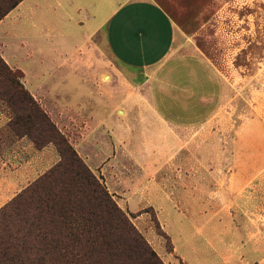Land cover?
I'll return each mask as SVG.
<instances>
[{
    "label": "rangeland",
    "instance_id": "1",
    "mask_svg": "<svg viewBox=\"0 0 264 264\" xmlns=\"http://www.w3.org/2000/svg\"><path fill=\"white\" fill-rule=\"evenodd\" d=\"M155 1L168 14L181 35L180 44L177 45L174 55L176 57L165 66L170 78L166 77L165 83L159 85V90L155 91V94L161 95V106L164 103L169 111L197 112L202 109L203 102L196 103V93L205 97L207 104L211 102L208 105L217 106V114L215 113L212 121L206 124L199 134L195 131L194 134L188 132L177 135L182 143L190 144L187 148L177 149L180 142L177 139V142L173 140L169 157L192 161L196 158L202 159L205 162V170L215 168L212 160L219 157L218 168L225 174L242 173L244 160L248 159L253 165V174H263L264 0ZM62 35L45 33L43 37L27 39L28 44L24 48L20 47L18 52L14 49L15 52L10 54L16 67L6 64L11 70L22 72L23 78L20 82L23 87L29 93L37 94L36 100L30 93L113 197L119 208L129 216L131 223L163 264L184 263L173 252L171 239L165 234L166 231L161 224H168L170 228L171 224H175L173 227L182 230L180 233L177 229L175 231L176 242L178 246L180 245L179 251L187 257V264H201L196 261V251L200 253L203 250L200 240L193 236V230L189 229L177 210L175 212L169 209L171 207L168 208L163 199L153 191L134 196L131 190L127 194L130 201L129 209L137 213H129L126 208L118 204L115 194L109 191L104 177L101 176V168L107 162L106 157L98 161L92 156L102 151V147L106 148L105 151H109V155L110 148L114 146L115 152L125 154L124 156L130 161L134 159L132 150L123 149L124 146L118 148L123 144L115 142V131L122 116L119 111L147 109L145 103L134 100L133 96L139 93L130 91L134 87L132 84L140 80L141 73L138 69L127 68L128 73H133L135 76L132 81L126 80L132 75L126 73L111 55L102 33L90 38H84L82 34L75 36L62 33ZM176 71L177 79H172L171 75H175ZM41 80L45 81L44 86H39ZM165 98L167 99L164 102ZM0 111L3 114L2 121H6V125L0 128V157L6 154L5 151L10 152L4 156L8 160L10 172L19 169L21 164L33 156L32 150L25 152V158L16 156L18 145L17 147L14 145L21 138H24L35 152L52 147L50 151L57 155V162L59 161V155L52 144L36 150L28 137H18L14 133L9 127L12 112L1 98ZM127 120L130 124L131 119L125 118L123 125L127 124L125 123ZM142 121L146 120L143 118ZM136 127V131L128 134L130 141L140 145L150 134L154 142L156 141L158 132L156 127L141 125ZM146 151L142 150L143 153ZM136 152L138 151L134 154ZM44 156H47V153L42 155V158ZM149 158L154 164L147 166L146 171L155 174L158 170L156 174H160V177L167 168H160V165H157L159 159L157 155L151 154ZM37 159L41 160V158ZM54 165L46 170L36 169L35 173L27 176L15 187L10 200ZM174 168L172 167L173 171ZM185 169L187 173L195 172L196 167L188 163ZM127 171L132 173L129 177H133L135 172H131V168ZM125 180L126 178L123 184ZM136 184L134 182L129 185L133 189ZM255 191L257 202L255 201L253 205L258 206V187ZM154 203L158 204V208L161 207V211L158 209V215L156 209L145 208L147 204L154 206ZM254 216L259 217V214L256 213ZM226 222L223 215L214 220V223L221 225ZM178 224L182 226H177ZM182 241L186 246L180 244ZM219 248L220 251L224 250V247L219 246ZM203 261L204 264H222L211 263V260L204 258Z\"/></svg>",
    "mask_w": 264,
    "mask_h": 264
},
{
    "label": "crops",
    "instance_id": "2",
    "mask_svg": "<svg viewBox=\"0 0 264 264\" xmlns=\"http://www.w3.org/2000/svg\"><path fill=\"white\" fill-rule=\"evenodd\" d=\"M45 33L58 36H63L62 33L75 36L82 34L84 38L102 33L111 55L126 73H128L127 68L138 69L141 73L140 80L132 84L134 87L130 91L139 93L133 98L138 103H145L147 109L119 111L122 116L115 131V142L123 144L118 148L124 146L123 149L132 150L134 159L130 161L124 156L125 154L115 152L114 146L110 148L109 155L105 147L95 153L96 155L92 154L93 159L98 161L106 157L107 162L101 168V176L104 177L109 191L115 194L118 204L126 208L129 213L135 214L136 211L129 209L130 201L127 195L129 191L132 190L134 196L153 191L163 199L168 208L171 207L169 209L175 212L177 210L189 229L193 230V236L200 240L203 250L200 253L196 251L197 263L204 264V258L211 260V263L264 264V173L253 174V165L248 159L244 160L242 173L225 174L218 168L219 157L212 160V165L216 167L209 170H205V162L202 159L196 158L192 161L169 157L173 140L180 142L177 149L187 148L190 144L182 143L177 135L188 132L194 134L195 131L199 134L217 114V106L208 105L211 102L207 104V99L205 101V97L199 96L198 93H196V103L202 101L203 107L201 106L202 109L197 112H175L167 110L164 103L161 106V95L155 94V91L159 90V85L165 83L166 77L170 78L165 66L176 57L174 55L177 45L180 44L181 35L158 2L155 0H23L0 21L1 57L10 67H16L10 54L15 50L18 52L20 47L24 48L28 44L27 39L43 37ZM128 74L132 76L127 77L126 80L132 81L135 75ZM177 74L176 71L175 75H171L172 79H177ZM45 84V81L41 80L39 86ZM30 93L37 100V94ZM1 115L3 114L0 111V128L6 125ZM125 118L131 119L130 124L127 120L125 122L127 124L123 125ZM143 118L146 121L141 122ZM149 119L151 121H148ZM134 123L136 126L156 127L158 129L156 141L154 142L151 134L145 136L140 145L130 141L128 134L137 130ZM16 142L14 147L18 145L16 155L18 158L24 157L26 151L34 152L30 160L13 172H10L8 160L4 158L10 152L5 151L6 154L0 157V207L10 200L15 187L22 180L35 173L36 169L46 170L58 160L57 155L50 151L52 150L50 146L35 152L24 138ZM109 146L111 147L112 144ZM142 150L147 151L143 153ZM135 151L138 152L134 154ZM45 153L47 156L42 158ZM151 154L159 157L157 165H160V168H167L160 177V174H156L158 170L155 174H150L145 169L154 164L149 158ZM135 156L138 158L136 159ZM83 159L87 163L86 157ZM188 163L195 165V172H186L185 166ZM172 167H175V171ZM130 168L131 172H135L133 177H129L132 173L127 170ZM14 173L16 175H12ZM131 178L133 179L130 180ZM134 182L137 184L132 189L129 184ZM257 187L258 206L253 205L257 200L255 191ZM150 205L147 204L145 208L156 209L158 215V209L161 211V207L158 208L157 203H154V206ZM256 213L260 218L253 217ZM221 215L225 217L226 224L214 223V220ZM167 225L161 224V227L171 239L173 252L184 264H187V257L179 251L180 245L178 246L175 239L177 227H173L175 224H171V228ZM169 228L171 231L168 230ZM180 244L186 246L184 241ZM219 246L224 247V250L220 251Z\"/></svg>",
    "mask_w": 264,
    "mask_h": 264
},
{
    "label": "trees",
    "instance_id": "3",
    "mask_svg": "<svg viewBox=\"0 0 264 264\" xmlns=\"http://www.w3.org/2000/svg\"><path fill=\"white\" fill-rule=\"evenodd\" d=\"M23 0H0V21ZM0 56L9 127L59 161L0 208V264H163Z\"/></svg>",
    "mask_w": 264,
    "mask_h": 264
}]
</instances>
